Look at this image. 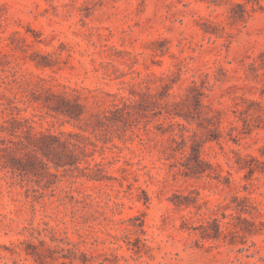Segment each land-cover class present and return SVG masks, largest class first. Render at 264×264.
Returning a JSON list of instances; mask_svg holds the SVG:
<instances>
[{"label":"rangeland","instance_id":"rangeland-1","mask_svg":"<svg viewBox=\"0 0 264 264\" xmlns=\"http://www.w3.org/2000/svg\"><path fill=\"white\" fill-rule=\"evenodd\" d=\"M0 264H264V0H0Z\"/></svg>","mask_w":264,"mask_h":264}]
</instances>
